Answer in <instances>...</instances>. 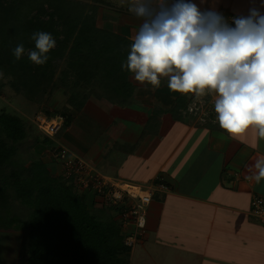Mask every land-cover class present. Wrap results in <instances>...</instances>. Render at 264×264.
I'll list each match as a JSON object with an SVG mask.
<instances>
[{"label":"crops","instance_id":"0c3cea01","mask_svg":"<svg viewBox=\"0 0 264 264\" xmlns=\"http://www.w3.org/2000/svg\"><path fill=\"white\" fill-rule=\"evenodd\" d=\"M191 2L229 22L260 5V0ZM92 3L95 26L132 44L142 20L128 11V0ZM125 81L131 89L119 96L94 89L55 139L103 174L140 185L165 184L168 192L155 195L146 212V230L158 242L178 243L198 264H264V223L250 215L253 196L264 205V180L246 179L264 156V139L249 132L242 143L230 139L213 116L197 123L182 109L175 113L178 97L189 103L194 95L171 93L166 79L157 89L130 72Z\"/></svg>","mask_w":264,"mask_h":264},{"label":"trees","instance_id":"16d2710c","mask_svg":"<svg viewBox=\"0 0 264 264\" xmlns=\"http://www.w3.org/2000/svg\"><path fill=\"white\" fill-rule=\"evenodd\" d=\"M88 1L0 0V72L10 76L9 86L15 93L43 97L53 88L60 62L64 63L61 82L73 79L75 86L90 89L81 95L84 100L95 92L92 84L99 77L97 88L104 96H119L131 89L125 81L128 70L122 68L131 43L97 28L96 7L93 0ZM36 32H47L56 41L41 66L28 59V52L35 50L31 37ZM20 43L25 54L16 60L13 51ZM182 101L178 97L175 107L179 108L171 110L184 112L188 100ZM73 103L78 108V101ZM61 114L65 120L57 138L71 121L67 112ZM25 138L21 119L0 113V218H4L0 229L14 225L21 231L15 264H129L130 247L124 245L121 221L115 218L122 205L102 204L101 212L92 214L85 203L89 193L78 192L60 172L52 175L41 161L16 167L12 158ZM40 141L45 143L42 135Z\"/></svg>","mask_w":264,"mask_h":264},{"label":"clouds","instance_id":"9594fccd","mask_svg":"<svg viewBox=\"0 0 264 264\" xmlns=\"http://www.w3.org/2000/svg\"><path fill=\"white\" fill-rule=\"evenodd\" d=\"M128 4V11L142 20L122 65L135 81L157 89L166 79L171 93L214 97L215 119L230 139L244 143L249 132L264 139V0L231 22L215 10L201 11L191 0ZM31 39L35 50L28 59L44 65L56 41L47 32H36ZM24 54L23 43L17 44L15 59ZM254 168L246 179L260 183L264 156Z\"/></svg>","mask_w":264,"mask_h":264},{"label":"rangeland","instance_id":"374dc122","mask_svg":"<svg viewBox=\"0 0 264 264\" xmlns=\"http://www.w3.org/2000/svg\"><path fill=\"white\" fill-rule=\"evenodd\" d=\"M63 66V62H60L59 66L57 65L53 88L50 90L48 89L43 97L30 96L28 92H25L24 94L15 93L9 86L10 76L0 72L2 73V75H0V113L11 114L18 117L21 119L26 130V138L16 147L14 157L12 158V164L16 167L26 166L35 161H41L52 175L56 176L57 173H59L60 168L58 167L57 162L52 160L48 153L50 151L48 146L51 147V145L49 142L48 144H45L40 141L41 135L35 128L33 121L35 115L39 113L42 115L44 114L43 110L52 113V115L60 116L63 119L62 121L65 120V117H62L61 113L67 112L71 117L73 114L75 116V112H78L79 109L73 108V102L77 100V104H80L84 101V99H82L83 97L81 98V95H85L89 92L90 89L88 88L82 89L81 87L72 84L73 79L61 82L60 72L63 70ZM100 82L101 77L93 82L92 89L99 90L97 88V83L99 84ZM106 95L108 96V94ZM190 98L194 100L196 99L194 97ZM116 180L126 182L128 185L137 184L121 178H116ZM85 203L87 204L90 213L96 215L97 212H101L100 210L103 206L102 203L97 197L94 198L90 193L89 195H86ZM185 207L188 208V206ZM107 214L108 213H106V215ZM109 214L115 216L111 211ZM115 218L118 219L119 217L115 216ZM146 218L147 217L145 216L142 236L136 239L130 247L129 264H198L196 260L192 261L193 259L191 260L189 258L191 255L186 253V249L181 248L178 243L176 246H173V244L171 246H166L163 244V239L158 242L155 233L149 228L146 230ZM5 225H7V223H5ZM0 226H4V218H0ZM13 226L14 225L8 230L0 229V264H15L21 231L13 228ZM125 232L138 233L139 230L127 226ZM180 234L182 235L183 233L181 232ZM182 241L183 240H181V242ZM184 243L189 246L187 242L184 241ZM179 248H181V251ZM187 249L188 251L191 250L190 247ZM145 251L147 254H145Z\"/></svg>","mask_w":264,"mask_h":264},{"label":"built area","instance_id":"2783aa9c","mask_svg":"<svg viewBox=\"0 0 264 264\" xmlns=\"http://www.w3.org/2000/svg\"><path fill=\"white\" fill-rule=\"evenodd\" d=\"M194 98H196L194 96ZM191 121L204 123L208 118L215 117L214 97L205 96L191 99L183 112ZM60 116L47 117L41 113L35 115L33 124L37 131L45 138L53 159L60 168L63 179H69L78 192H87L100 199L102 204L115 206L122 205L123 209L119 219L124 233L123 243L131 247L144 231L147 207L155 194H164L168 191L165 184L160 181L149 185L127 184L117 181L109 175L98 171L87 163L81 156L71 151L55 139L63 123ZM250 214L260 223H264V205L262 201L253 196L250 201ZM127 226L139 230L138 233H127Z\"/></svg>","mask_w":264,"mask_h":264}]
</instances>
